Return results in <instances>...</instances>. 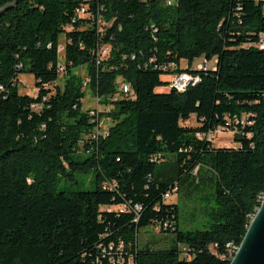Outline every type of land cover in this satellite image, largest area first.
Segmentation results:
<instances>
[{
    "label": "trees",
    "instance_id": "trees-1",
    "mask_svg": "<svg viewBox=\"0 0 264 264\" xmlns=\"http://www.w3.org/2000/svg\"><path fill=\"white\" fill-rule=\"evenodd\" d=\"M173 1L0 0V264L230 263L226 246L237 250L264 196V0ZM182 73L199 80L183 92L161 80ZM86 80L103 115L82 108ZM218 128L236 147L207 140ZM89 172L93 190L56 191ZM146 227L166 246L141 245Z\"/></svg>",
    "mask_w": 264,
    "mask_h": 264
},
{
    "label": "rangeland",
    "instance_id": "rangeland-1",
    "mask_svg": "<svg viewBox=\"0 0 264 264\" xmlns=\"http://www.w3.org/2000/svg\"><path fill=\"white\" fill-rule=\"evenodd\" d=\"M64 40L60 41V47L63 48L64 46ZM105 48H108L109 52V47L106 46ZM107 57V56H106ZM58 59H60L61 62H63V50L58 51ZM202 63V60H194L192 63V69H196L197 65ZM210 67L212 68L213 64L210 62ZM187 66V63L185 61H182L180 63L181 68H185ZM77 72V71H76ZM81 77H85V69H81L80 71L77 72ZM162 81L166 82H171L172 76L171 75H162L161 76ZM19 92L21 94H26L32 97H35L38 90L36 89L35 86V80L31 75H21L19 76ZM62 77H60V80L58 82V85L62 87ZM119 82V81H118ZM86 87V86H85ZM49 89H53V86L49 87ZM157 92L159 93H164L167 92L166 89L160 88L157 89ZM82 108L84 110H95L98 113H105V110H108L110 107L109 106H104L102 105L97 98L92 96L90 90L88 87H86L85 90V95L82 100ZM103 115V114H102ZM102 125H101V134H104L105 130L111 125L110 120L108 119H103ZM197 124L196 119L192 117L189 119L187 122H184L183 125L185 126H195ZM236 134L226 131H217L212 133L209 136V139L211 141V144L216 147H236V144L234 143V136ZM93 179V172H89L88 174H79L75 173L74 174V179L70 180L69 178H60L59 182L56 186V191H68V192H74V191H88V190H93L94 185L91 182ZM176 202V195L173 196L171 199L168 200L167 203H175ZM115 209V208H113ZM193 212L185 213L181 212L180 214V221L181 223H184V221L190 222V226L188 227L191 230H197V229H205L203 227V223H205L201 218L199 217H193ZM168 235L164 232L159 231L157 228H151V227H146L143 230H140L139 232V241L141 245H144L146 243H154L153 248H159V247H164L166 246V243L168 242Z\"/></svg>",
    "mask_w": 264,
    "mask_h": 264
},
{
    "label": "built area",
    "instance_id": "built-area-1",
    "mask_svg": "<svg viewBox=\"0 0 264 264\" xmlns=\"http://www.w3.org/2000/svg\"><path fill=\"white\" fill-rule=\"evenodd\" d=\"M173 4H174L173 0H166V5L167 6H170V5H173ZM76 15L78 17L92 18L91 15L87 12V8L86 7H81L77 11ZM97 25L99 26V28L107 26L101 19H97ZM258 47L263 50L264 49V42H261ZM61 50H63V48L59 47L58 51H61ZM108 53H109L108 52V48H105V47L101 48L99 50V53H98L99 59L106 58V56H108ZM209 65L210 64L207 61L204 60L203 63H201L200 65H198L196 67V70H198V71H207L209 69ZM172 66L173 65H171L170 67H172ZM198 80H199L198 77H192L189 74L182 73V74H179V75L172 76V80H171V82H169L168 88L169 89H175L178 92H183V87H186V85H189L190 83H196ZM88 82H89V80H86L84 85L86 86V84ZM119 88H120V90L122 91L123 94H126V95H128V94L131 95L132 94L130 92L129 86L125 85L122 81L119 83ZM0 89H1V87H0ZM94 114L96 115V114H98V112L95 111V110H91L90 115L93 116ZM101 125H102V121L99 122V128H98V130L95 131V132H97V134L98 133L101 134V132H100L101 131ZM106 130L104 132H106ZM217 131L226 132V130L224 128H218L215 132H217ZM212 133H214V132H212ZM212 133H208L207 136H206V138H207V140L209 142H211L210 139H209V136ZM198 136L200 137V135H198ZM175 192H176V189H174L170 193L165 194L164 197H163L164 201H168L173 196H175ZM119 210H123V208L121 207V208H119ZM226 247H227L229 252H232V249L235 248V246H233L232 244H228ZM114 248L115 247L113 245H109L107 248L102 249V253L105 255L106 253H108L107 250L111 251V250H114ZM116 250L121 252L122 251V246L119 245L116 248ZM229 252H228V255H229ZM107 259H108L109 264H132V260L130 258L127 259V262H125V259L121 255L120 256L118 255L116 257L110 255Z\"/></svg>",
    "mask_w": 264,
    "mask_h": 264
},
{
    "label": "water",
    "instance_id": "water-1",
    "mask_svg": "<svg viewBox=\"0 0 264 264\" xmlns=\"http://www.w3.org/2000/svg\"><path fill=\"white\" fill-rule=\"evenodd\" d=\"M229 264H264V196Z\"/></svg>",
    "mask_w": 264,
    "mask_h": 264
},
{
    "label": "bare ground",
    "instance_id": "bare-ground-1",
    "mask_svg": "<svg viewBox=\"0 0 264 264\" xmlns=\"http://www.w3.org/2000/svg\"><path fill=\"white\" fill-rule=\"evenodd\" d=\"M235 251H236V250L232 249V255H231V258L233 257Z\"/></svg>",
    "mask_w": 264,
    "mask_h": 264
}]
</instances>
